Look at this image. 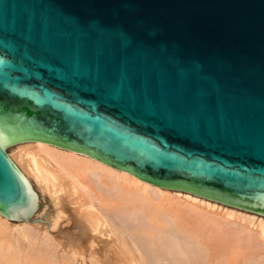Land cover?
I'll list each match as a JSON object with an SVG mask.
<instances>
[{
  "label": "water",
  "instance_id": "obj_1",
  "mask_svg": "<svg viewBox=\"0 0 264 264\" xmlns=\"http://www.w3.org/2000/svg\"><path fill=\"white\" fill-rule=\"evenodd\" d=\"M24 141L264 215V0H0L11 220L38 207Z\"/></svg>",
  "mask_w": 264,
  "mask_h": 264
},
{
  "label": "bare ground",
  "instance_id": "obj_2",
  "mask_svg": "<svg viewBox=\"0 0 264 264\" xmlns=\"http://www.w3.org/2000/svg\"><path fill=\"white\" fill-rule=\"evenodd\" d=\"M12 147L7 153L41 194L35 190L38 202L47 196L55 207L51 228L63 229L52 237L31 218L0 214V264H264V215L46 142ZM65 205L74 206L72 215Z\"/></svg>",
  "mask_w": 264,
  "mask_h": 264
},
{
  "label": "rangeland",
  "instance_id": "obj_3",
  "mask_svg": "<svg viewBox=\"0 0 264 264\" xmlns=\"http://www.w3.org/2000/svg\"><path fill=\"white\" fill-rule=\"evenodd\" d=\"M16 147V146H15ZM15 147H12L10 149H6L7 152L9 154H12L13 153V150ZM34 189L39 193V191L36 189V187L34 186ZM170 192H173V191H170ZM39 195L41 196V194L39 193ZM49 197L45 196V198L42 196L40 197V201L38 202L39 205L37 207V210L35 211V213L31 216V219L35 220L33 221L34 223L32 224H35V225H39V229L42 230V233H44V231H47L48 234H50L52 237L55 236V234L59 231V230H62L63 228H59L58 230L54 231L52 228H51V224L54 220V217H55V207L54 205L52 204L51 199H48ZM66 211H67V216H70L73 214V209H74V206H68V205H65L64 206ZM258 216V215H257ZM36 219H38L39 221H37ZM106 238L103 239V241L105 240ZM104 246V243L102 244ZM60 252H62V250L60 249ZM86 257V256H85ZM258 257V256H257ZM257 259V258H256ZM79 261V260H78ZM85 263L84 264H89V261L88 259L86 258L85 260ZM80 263V261L78 262V264Z\"/></svg>",
  "mask_w": 264,
  "mask_h": 264
}]
</instances>
